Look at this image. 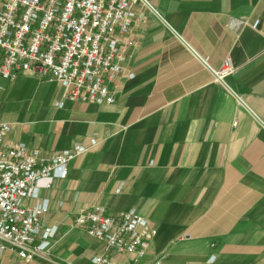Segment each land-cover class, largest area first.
I'll return each mask as SVG.
<instances>
[{"label": "crops", "instance_id": "crops-1", "mask_svg": "<svg viewBox=\"0 0 264 264\" xmlns=\"http://www.w3.org/2000/svg\"><path fill=\"white\" fill-rule=\"evenodd\" d=\"M135 13L125 36L137 42L125 70L135 78L123 74L113 104L0 75L7 141L44 153L89 148L65 179L26 201L48 200L49 260L6 249L0 264H93L99 254L116 264H264V0H146ZM227 58L236 70L221 84L213 70ZM96 204L151 223L143 258L75 225Z\"/></svg>", "mask_w": 264, "mask_h": 264}, {"label": "built area", "instance_id": "built-area-1", "mask_svg": "<svg viewBox=\"0 0 264 264\" xmlns=\"http://www.w3.org/2000/svg\"><path fill=\"white\" fill-rule=\"evenodd\" d=\"M140 2L146 0H0V75L10 81L33 76L59 83L68 100L113 104L123 74L135 78L125 70L137 42L125 36ZM235 70L227 58L213 70L215 81L226 84ZM10 130L11 123L0 122V251L16 250L26 261L49 260L55 228L43 224L48 200L26 201L38 200L41 189L65 179L70 163L89 148L77 144L44 153L7 141ZM97 143L92 139V146ZM75 225L108 250L133 254L136 260L147 254L157 233L137 210L111 213L99 204L81 210ZM93 264L116 263L99 254Z\"/></svg>", "mask_w": 264, "mask_h": 264}]
</instances>
